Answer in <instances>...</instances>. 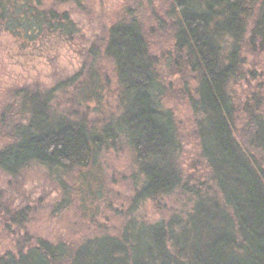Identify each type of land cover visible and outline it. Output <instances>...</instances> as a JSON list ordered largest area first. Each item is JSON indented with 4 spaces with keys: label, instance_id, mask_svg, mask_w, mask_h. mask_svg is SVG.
Returning a JSON list of instances; mask_svg holds the SVG:
<instances>
[{
    "label": "trees",
    "instance_id": "obj_1",
    "mask_svg": "<svg viewBox=\"0 0 264 264\" xmlns=\"http://www.w3.org/2000/svg\"><path fill=\"white\" fill-rule=\"evenodd\" d=\"M158 1L125 0L72 74L49 87L17 86L0 100V171L10 178L39 167L60 182L111 151L131 153L134 193L119 211L120 229L79 244L17 238L16 250L0 249V264H264V92H237L264 81V70L249 64L264 54V0ZM86 2L0 0V35L34 47L83 43L75 14ZM168 29L173 47L165 55L152 40ZM176 74L195 83L187 94L201 161L190 167L165 105ZM111 88L117 107L93 117L89 104ZM172 200L178 210L143 218L146 203ZM8 216L27 221L24 209Z\"/></svg>",
    "mask_w": 264,
    "mask_h": 264
},
{
    "label": "rangeland",
    "instance_id": "obj_2",
    "mask_svg": "<svg viewBox=\"0 0 264 264\" xmlns=\"http://www.w3.org/2000/svg\"><path fill=\"white\" fill-rule=\"evenodd\" d=\"M86 1L87 11L75 14L80 20L83 43L55 39L44 46L34 47L7 34L0 35V100H4L17 86L28 84L49 87L72 74L81 65L84 46L99 37H105V30L111 21L120 18L125 0ZM153 37V49L165 55L168 52L171 54V29L158 36L154 34ZM249 58V64L261 73L264 70V54L250 55ZM161 59L164 61L166 58ZM107 66L112 73L111 66ZM165 69L171 71L172 67ZM168 79L171 89L165 105L177 119L184 139L183 159L190 167L201 161L195 137L196 119L187 94L188 89L194 92L195 83L179 74ZM263 85L262 79L254 80L253 85L245 82L237 87V92L241 97L250 95L252 90L262 94ZM117 101V93L111 88L106 91L102 102L89 104L92 116L114 111ZM135 169L131 153L119 149L108 153L96 167H90L84 173L76 172L60 182L49 177L39 167L27 169L18 179L10 178L0 171V249L16 250L17 238H28L29 242V238H42L51 242L64 240L79 244L95 234L115 233L123 223L122 213L131 204L134 193L132 173ZM193 171L191 168L190 172L196 174L197 171ZM165 203L162 201L161 206L151 202L143 205V218L150 221L162 219L163 215L173 213L179 207L176 200ZM21 209L27 213V221L19 224L9 219V214Z\"/></svg>",
    "mask_w": 264,
    "mask_h": 264
}]
</instances>
